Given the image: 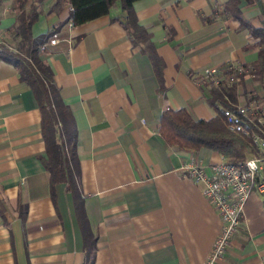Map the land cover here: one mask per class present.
Masks as SVG:
<instances>
[{"label":"crops","instance_id":"crops-1","mask_svg":"<svg viewBox=\"0 0 264 264\" xmlns=\"http://www.w3.org/2000/svg\"><path fill=\"white\" fill-rule=\"evenodd\" d=\"M133 0L149 32L151 61L108 14L67 26L69 5L42 0L32 35L59 25L43 44L60 98L72 115L78 192L93 239L91 264H200L221 226L200 184L183 176L189 161L207 166L217 152L166 145L156 127L166 108L193 119L214 108L206 98L207 67L233 72L234 106H264V69L257 36L264 0ZM12 0H0V37L13 21ZM64 21V22H62ZM62 22V24H60ZM231 81V82H232ZM227 82V81H226ZM229 83V82H227ZM39 111L15 67L0 59V264H82L80 224L62 184L49 189ZM216 264H264V192L247 195L241 221Z\"/></svg>","mask_w":264,"mask_h":264},{"label":"trees","instance_id":"trees-1","mask_svg":"<svg viewBox=\"0 0 264 264\" xmlns=\"http://www.w3.org/2000/svg\"><path fill=\"white\" fill-rule=\"evenodd\" d=\"M42 0H12L10 12L13 21L4 29L5 38L0 39V59L15 67L18 78L29 88L39 111V129L43 142L44 156L41 163L47 172L49 189L52 194L54 185L62 184L68 192L77 217L83 241V262L91 264L93 239L87 231L78 192V160L75 152L76 129L69 108L62 102L54 83L49 65L40 57L41 46L59 25L36 35L31 33V25L37 19ZM60 1L69 5L64 21L79 25L97 16L108 14L110 20L117 21L125 30L132 45L141 46L151 61H157L152 52L149 32L137 23L133 0H52L50 8L55 9ZM251 0H246L250 2ZM237 0H225L224 9L238 17ZM62 21V22H64ZM62 22L60 24H62ZM245 24L252 35L257 36V70L264 69V27ZM223 76L232 72L222 70ZM234 72V71H233ZM234 81L221 80L218 85H209L206 101L214 108V114L207 119H193L184 107L164 109L158 119L156 130L166 145L194 151L200 147L220 154L225 162L238 164L247 156L255 153L250 136L228 129L218 105L234 110Z\"/></svg>","mask_w":264,"mask_h":264},{"label":"built area","instance_id":"built-area-1","mask_svg":"<svg viewBox=\"0 0 264 264\" xmlns=\"http://www.w3.org/2000/svg\"><path fill=\"white\" fill-rule=\"evenodd\" d=\"M67 26H71L68 21ZM1 39V37H0ZM57 32L48 38V43L59 41ZM42 49V46H41ZM225 77L219 76L216 67L204 68L202 73L211 78L213 84L224 78L233 80V71ZM228 129L250 136L256 152L247 156L241 163L234 164L221 160L205 166L189 161L182 167L183 176L194 183L200 184L201 193L211 203L221 220V226L214 236L211 246L200 264H216L222 256L228 241L241 221L244 201L251 191L264 192V106H228L218 105Z\"/></svg>","mask_w":264,"mask_h":264}]
</instances>
